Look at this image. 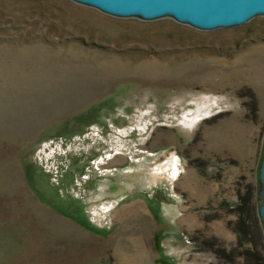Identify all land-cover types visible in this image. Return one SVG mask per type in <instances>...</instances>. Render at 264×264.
<instances>
[{
	"label": "rangeland",
	"instance_id": "rangeland-1",
	"mask_svg": "<svg viewBox=\"0 0 264 264\" xmlns=\"http://www.w3.org/2000/svg\"><path fill=\"white\" fill-rule=\"evenodd\" d=\"M263 166L264 15L0 0V264H264Z\"/></svg>",
	"mask_w": 264,
	"mask_h": 264
},
{
	"label": "water",
	"instance_id": "water-1",
	"mask_svg": "<svg viewBox=\"0 0 264 264\" xmlns=\"http://www.w3.org/2000/svg\"><path fill=\"white\" fill-rule=\"evenodd\" d=\"M116 16H141L155 19L172 16L179 22L200 29L240 25L257 15H264V0H74ZM178 168V166H177ZM176 167L173 169H177ZM179 173V170H178ZM177 173V174H178ZM176 174V175H177ZM173 175L172 171L170 176ZM264 182V166H263ZM158 195L162 191L157 189ZM162 199V197H159ZM165 200L169 197L165 195ZM264 219V206L261 208Z\"/></svg>",
	"mask_w": 264,
	"mask_h": 264
},
{
	"label": "bare ground",
	"instance_id": "bare-ground-1",
	"mask_svg": "<svg viewBox=\"0 0 264 264\" xmlns=\"http://www.w3.org/2000/svg\"><path fill=\"white\" fill-rule=\"evenodd\" d=\"M252 71H253V69H251ZM195 95H197V94H194V97H193V100L192 101H195L194 99H195ZM210 95H206V96H204L203 98L202 97H200V101H203L202 103H198V104H196L197 105V108H198V111H202V110H204V109H206L207 108V102H210V101H212L213 99H214V101H216L217 102V99H215V98H212V96H210ZM206 99V100H205ZM191 104L194 106V102H191ZM192 108V107H191ZM196 108V107H195ZM196 108V109H197ZM171 165V164H170ZM177 168V164L174 162L172 165H171V167H167V168H170V169H174V168ZM178 168L177 169H175V170H173L172 171V173H173V175H176L177 173H178ZM171 172V171H170Z\"/></svg>",
	"mask_w": 264,
	"mask_h": 264
},
{
	"label": "trees",
	"instance_id": "trees-1",
	"mask_svg": "<svg viewBox=\"0 0 264 264\" xmlns=\"http://www.w3.org/2000/svg\"><path fill=\"white\" fill-rule=\"evenodd\" d=\"M44 174H46V173H43V175H44ZM46 177H47V182H48V181H49V177H48L47 174H46ZM55 188H56V187H55ZM50 191H51V189H50ZM59 193H60V192L57 191V197H59V199L61 200ZM61 201H63V200H61ZM63 202H64L65 204H66V203H72V204H73V203H74V204L78 203V204H79L78 206H80L79 209H81L82 211L84 210V206H83L80 202H78V200L75 199V198H74V199H73V198L70 199L69 202H66V201H63ZM58 209H59V208H58ZM59 212H60V211H59ZM78 214H79V215H82L83 217L85 216L84 214H81V212L78 213ZM85 217H86V216H85Z\"/></svg>",
	"mask_w": 264,
	"mask_h": 264
},
{
	"label": "flooded vegetation",
	"instance_id": "flooded-vegetation-1",
	"mask_svg": "<svg viewBox=\"0 0 264 264\" xmlns=\"http://www.w3.org/2000/svg\"><path fill=\"white\" fill-rule=\"evenodd\" d=\"M170 171H173V169H171ZM159 186V185H158ZM157 187V186H156ZM156 187H155V190H156V192H157V189H158V187H157V189H156ZM160 187V186H159ZM162 188V191L160 192L161 194H163V193H165V189L163 188V187H161ZM63 200V199H62Z\"/></svg>",
	"mask_w": 264,
	"mask_h": 264
}]
</instances>
